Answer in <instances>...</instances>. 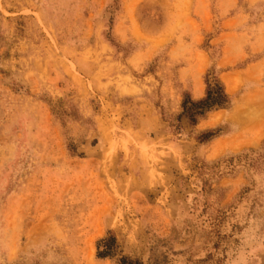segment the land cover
<instances>
[{"label":"rangeland","instance_id":"obj_1","mask_svg":"<svg viewBox=\"0 0 264 264\" xmlns=\"http://www.w3.org/2000/svg\"><path fill=\"white\" fill-rule=\"evenodd\" d=\"M109 235L264 264V0H0V264H115Z\"/></svg>","mask_w":264,"mask_h":264},{"label":"trees","instance_id":"obj_2","mask_svg":"<svg viewBox=\"0 0 264 264\" xmlns=\"http://www.w3.org/2000/svg\"><path fill=\"white\" fill-rule=\"evenodd\" d=\"M206 84L207 89L204 98L183 101V114L187 115L193 124L197 122L199 117H203L207 112L227 106L230 100L224 85L219 79L216 78L213 84L208 81ZM96 250L97 258L111 259L116 262L115 264H143L140 261L127 257L118 258L116 239L112 235L98 239L96 242Z\"/></svg>","mask_w":264,"mask_h":264},{"label":"bare ground","instance_id":"obj_3","mask_svg":"<svg viewBox=\"0 0 264 264\" xmlns=\"http://www.w3.org/2000/svg\"><path fill=\"white\" fill-rule=\"evenodd\" d=\"M231 86V85H230ZM230 88H232V86L230 87ZM200 90V89H199Z\"/></svg>","mask_w":264,"mask_h":264}]
</instances>
